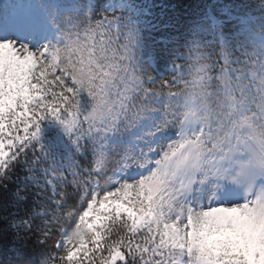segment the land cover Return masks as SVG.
Here are the masks:
<instances>
[{
    "label": "snow or ice",
    "instance_id": "6c2138e0",
    "mask_svg": "<svg viewBox=\"0 0 264 264\" xmlns=\"http://www.w3.org/2000/svg\"><path fill=\"white\" fill-rule=\"evenodd\" d=\"M0 235L13 264H264V0H0Z\"/></svg>",
    "mask_w": 264,
    "mask_h": 264
},
{
    "label": "trees",
    "instance_id": "16d2710c",
    "mask_svg": "<svg viewBox=\"0 0 264 264\" xmlns=\"http://www.w3.org/2000/svg\"><path fill=\"white\" fill-rule=\"evenodd\" d=\"M158 2H163V0H158ZM167 2L175 6L182 5L187 0H167ZM15 256L16 250L11 244V237H8L6 242L3 236L0 235V264H13Z\"/></svg>",
    "mask_w": 264,
    "mask_h": 264
}]
</instances>
